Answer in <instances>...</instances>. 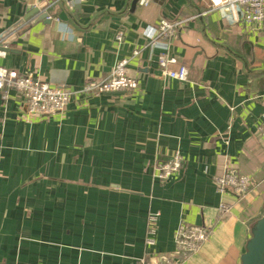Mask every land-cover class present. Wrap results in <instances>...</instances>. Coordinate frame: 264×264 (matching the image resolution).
Instances as JSON below:
<instances>
[{
	"label": "crops",
	"instance_id": "obj_1",
	"mask_svg": "<svg viewBox=\"0 0 264 264\" xmlns=\"http://www.w3.org/2000/svg\"><path fill=\"white\" fill-rule=\"evenodd\" d=\"M134 1L0 0V67L76 92L129 59L137 82L77 95L47 118L29 117L17 91L0 93V264L155 262L173 254L180 223L210 229L181 264H240L264 207V25H231L209 0ZM162 19L183 21L168 53L186 82L161 76L146 34ZM174 153L180 171L155 178ZM228 168L249 179L244 197L217 192Z\"/></svg>",
	"mask_w": 264,
	"mask_h": 264
},
{
	"label": "built area",
	"instance_id": "obj_2",
	"mask_svg": "<svg viewBox=\"0 0 264 264\" xmlns=\"http://www.w3.org/2000/svg\"><path fill=\"white\" fill-rule=\"evenodd\" d=\"M60 1V0H58ZM212 8L218 12L220 17L231 25L242 24L249 31L259 30L264 25V0H209ZM140 5L146 6L149 0H138ZM182 20L162 19L159 24L146 34L149 44L156 46L162 52L157 57V65L161 76L179 82L187 81V69L178 66L176 60L168 53V40L175 36V33L182 27ZM122 35L118 34L116 40L120 42ZM5 53V46L0 44V57ZM139 51L134 49L131 57L135 58ZM129 59L118 61L111 69L107 79L103 81H88L83 87L72 92L61 88L51 87L41 82L32 75H20L14 70L0 67V93L8 89L17 91L25 102V112L29 117L47 118L63 113L69 102L77 95L99 96L105 94L130 93L137 87L134 78L127 75ZM259 134L264 139V118L259 127ZM183 165V158L179 153H174L165 162L155 167V178L165 181L176 175ZM214 185L220 194L231 192L238 198L244 197L250 190V181L246 176L241 175L233 168H228L214 178ZM228 212L227 205H221L219 215L223 216ZM156 215H149L148 235L146 246L154 244L153 224ZM210 229L205 226H195L180 223L174 234V252L170 256L158 257L155 262L151 256L146 254L138 259L135 264H181L182 260L193 255L207 241Z\"/></svg>",
	"mask_w": 264,
	"mask_h": 264
},
{
	"label": "water",
	"instance_id": "obj_3",
	"mask_svg": "<svg viewBox=\"0 0 264 264\" xmlns=\"http://www.w3.org/2000/svg\"><path fill=\"white\" fill-rule=\"evenodd\" d=\"M138 0L133 2V5ZM47 3L40 5L33 13L37 14ZM46 15H43L45 18ZM240 264H264V207L263 215L250 228V237L246 242L244 253L240 257Z\"/></svg>",
	"mask_w": 264,
	"mask_h": 264
}]
</instances>
